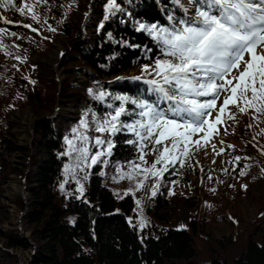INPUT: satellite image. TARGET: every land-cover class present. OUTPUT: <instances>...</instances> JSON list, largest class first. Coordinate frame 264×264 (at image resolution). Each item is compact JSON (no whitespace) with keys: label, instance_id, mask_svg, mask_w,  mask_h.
Wrapping results in <instances>:
<instances>
[{"label":"trees","instance_id":"1","mask_svg":"<svg viewBox=\"0 0 264 264\" xmlns=\"http://www.w3.org/2000/svg\"><path fill=\"white\" fill-rule=\"evenodd\" d=\"M81 1L39 0L36 4V0H15L20 7L25 2L34 4L38 20H33L28 13L20 15L15 8L0 7L1 17L11 22L9 25L0 20V29H7V34L0 35V44L3 45L0 47V194L7 171L14 170L4 156L16 149H24L15 141L8 115L23 104L31 105L35 113L52 110L54 93L61 82L57 103L63 110L52 118L40 120L36 126L35 153L30 158L34 170L28 174L18 168L14 170L28 180L34 263L264 264V226H256V221H246L235 205L239 193L236 190L230 194L226 191L228 196H233L232 200L218 198L219 187L215 184L218 182L212 180L207 186L199 183L201 172L195 158L190 161L192 167L181 169L177 166L164 177L169 179L168 174L172 172V177L191 184L190 177L194 176L193 184L197 182L200 185L194 186L195 191L205 188L207 191L202 195L185 192L176 198H164L161 192L157 196L161 207L157 214L169 215L170 225L167 227L155 224L147 215L138 212L137 197H143L142 192L152 184L151 180L143 189L132 188L134 195L121 196L105 181L114 163L136 159L137 149L124 142L133 138L126 131L110 137L115 148L113 155L107 158V165L96 164L83 171L77 168L75 178L71 173L67 177L64 175L65 166H74L77 158L76 153L71 157L65 155L68 149L65 138H74L73 129L79 127L86 112L89 127L81 131L89 137L88 147L95 154L100 150L94 146L95 139L109 137L94 130L93 113L103 120L112 111L107 104L118 95L139 97L150 103L156 101V96L148 91V85L133 79L144 75L143 66L151 67L161 55L159 45L147 33L137 30L139 24L156 23L170 27L169 15L174 17V21L183 18L181 8L174 0H117L120 10L114 14L106 12L108 0H89L95 6L93 12L92 6L89 11L87 6L79 23L74 26L71 19L73 14L82 10L84 5ZM181 3L196 10L195 6H189V0H181ZM25 24L30 27H24ZM32 28L37 31H32ZM13 32L15 36L10 35ZM60 35L67 38L69 48H73L76 56L72 57L69 51L63 54V79L55 77L50 65L41 60ZM82 72L87 77L84 81L78 78ZM101 91L108 93L104 101L95 99V94ZM118 106L117 101L114 107ZM68 107L74 108L69 115ZM125 107L129 110L134 108L130 104ZM230 109L233 111L235 108L230 106ZM234 113L235 120L227 121L233 126L237 124L225 135L226 142H221V152L229 160L222 182L228 181L230 187L240 171H244L243 178L253 175L257 182L264 184V118L253 119L251 110L247 114L238 110ZM239 119L244 121L243 125ZM221 126L224 124L217 127ZM77 145L80 146L79 141ZM237 156L241 157L239 163L234 161ZM146 157L151 158V163L156 159L154 154ZM85 173L87 179H84ZM66 179L62 192L60 185ZM77 179L84 186L82 197L77 191ZM240 187L247 188L244 182ZM261 194L263 196L257 199L262 207L258 216L262 219L264 188ZM191 210L196 216L190 215ZM176 214V221L171 220ZM6 217L0 202V236L1 223ZM210 217H220L231 224L233 230L227 234L226 241H210L209 234L205 232L206 221ZM141 220L145 221L143 225ZM197 233L200 234L198 237L206 240L202 245L196 240ZM7 236V241L0 247V264H18L10 249L20 240L15 234Z\"/></svg>","mask_w":264,"mask_h":264},{"label":"snow or ice","instance_id":"2","mask_svg":"<svg viewBox=\"0 0 264 264\" xmlns=\"http://www.w3.org/2000/svg\"><path fill=\"white\" fill-rule=\"evenodd\" d=\"M174 2L185 14L189 11L181 0ZM189 6H195V14L175 21L169 15L170 27L139 24L137 30L147 33L159 45L161 55L151 67L143 66L144 75L133 79L148 85V91L156 96V101L150 103L139 97L118 95L107 104L112 111L103 120L93 113L94 130L109 137L95 139L94 146L100 149L95 154L88 147L89 137L81 131L89 127L86 112L79 127L73 129L74 138H65L68 145L65 155L77 154L74 166L64 168L66 177L71 173L75 178L77 168L83 171L96 164L107 165V158L113 155L115 148L110 137L126 131L133 138L124 142L137 149V156L127 164V173L119 163L116 164L119 176L136 180V190L143 189L151 180V195L155 197L165 173L177 166L181 169L192 167L190 161L195 152L206 149L213 136L219 134L217 126L235 120L230 106L244 114L251 110L253 119L264 118V0H189ZM0 7L15 8L20 15L28 13L33 20H38L34 4L25 2L20 7L15 0H2ZM119 10L117 0H108V14ZM4 23L11 22L5 20ZM3 34H7V29H0V35ZM89 93L93 94L91 89ZM107 96L108 93L101 91L95 94V99L104 101ZM202 97L208 99L202 101ZM221 97L223 102L217 108ZM117 101L119 106L114 107ZM162 102L165 107H161ZM129 104L134 106L132 110L125 107ZM122 117L129 119L122 120ZM212 148L215 150L216 145ZM149 154L156 156L150 166L145 159ZM240 160L241 157L234 158L236 163ZM245 174L244 171L239 173ZM84 179H87V173ZM65 183L67 179L60 185L62 192ZM76 183L82 197L84 186L79 179ZM125 194L135 193L129 190ZM140 203L136 201L138 206ZM144 223L141 220V225Z\"/></svg>","mask_w":264,"mask_h":264},{"label":"rangeland","instance_id":"3","mask_svg":"<svg viewBox=\"0 0 264 264\" xmlns=\"http://www.w3.org/2000/svg\"><path fill=\"white\" fill-rule=\"evenodd\" d=\"M81 3L84 5L82 10L73 14L72 22L74 26L79 23L81 13L85 11V8L88 6H92L91 1L82 0ZM91 13L93 12L95 6L91 7ZM89 14V13H88ZM195 14L194 9H189V11L185 14L182 11L183 18H191ZM1 19V14H0ZM64 35H60L56 41L53 43L52 47L41 56V60L48 63L51 67V70L55 77L58 79H63V54L65 51H69V54L72 57L76 58L73 53V48H69V43L66 40ZM34 58H38L37 55L33 56ZM245 59H248L246 56ZM235 70L233 75H235ZM80 81L86 80V75L82 72L78 75ZM236 83V81H233ZM56 89V88H55ZM58 90V91H57ZM60 90H61V82L59 83V88L56 89L54 93L55 102L52 105V110H44L41 113H35V109L29 104H23L18 109H15L10 112L8 115V119L13 124L12 132L15 133L16 143L20 146H23L24 149H16L11 154L4 156L6 160H8L11 166L15 169H21L24 173L28 174L30 170H34V166L30 164V158L34 155L33 147L34 140L36 135V129H38L37 123L40 120H46L52 118L60 113L62 108L58 107L57 100L60 98ZM54 92V90H53ZM202 101L208 98H200ZM223 102V97L218 101L217 108ZM67 115L69 113H73L74 108H67ZM237 109H234L232 112L234 113ZM214 116V113H213ZM240 125H243L244 121L238 120ZM237 124V122H236ZM233 126L232 122L227 121L224 126L219 127V134L214 135L210 143L208 144L206 149H201L198 152H195L194 158L196 159V165L201 172V176L199 178L200 182L205 186L210 185L212 180L218 182L215 183L219 187L218 189V198H229L233 199V196L227 195L228 193H233V189L236 190L237 193L235 202L236 207L239 208V211L242 215L245 216L246 221H256L258 222L256 226H264V217L261 219L258 216L260 210V201L257 199L260 196H263L262 189L264 188V184L257 182L253 175L247 176L243 178V176L237 175L234 179V183L229 187V182H222V175L227 171L228 166V158L225 153L221 152L222 149V141H225V135L230 132V130L236 126ZM233 126V127H232ZM232 131V130H231ZM203 135V134H201ZM219 137L223 138L220 139ZM198 138V137H194ZM236 139V137H235ZM237 140V139H236ZM240 141V140H239ZM226 142V141H225ZM215 144L216 148L213 150L212 145ZM241 144V143H240ZM221 153L217 155V153ZM234 156V155H233ZM148 161V165H151V158L145 157ZM139 163V161L137 160ZM198 162V163H197ZM119 163L122 166V170L127 173L129 171L126 163L116 162L110 167V173L107 174L105 181L109 186H111L116 192L117 195H123L127 193L132 188H135L136 180L129 179H121L119 176V170L116 167V164ZM12 171H7L4 182L1 185V197L0 202L1 205L5 208V212L7 217L1 223V236H0V247H3L4 243L7 241L8 236L11 234H15L17 238L20 240L17 245L10 249V252L15 255L17 258L18 264H35L34 263V245L31 238V222H30V212H31V195L28 190V183L23 175H19L18 173ZM206 172V173H205ZM25 174V175H26ZM213 175V177L211 176ZM240 176V177H238ZM115 177V179H114ZM169 179L164 177L163 181L160 182V187L157 191L155 197L151 195V185H147V190L142 192L143 197L138 198L141 203L138 206V212L141 214L147 215L152 221L160 226H169L170 221H168L169 215H158L157 212L160 210V206H158L157 196L163 192L164 198H176L179 194L186 193H199L202 195L206 193V188L200 191H195L194 186H200L197 182L193 184V180L195 177H190L191 184L189 182H185L178 177H172V172L168 174ZM222 177V178H221ZM237 178V179H236ZM241 178V179H240ZM243 178V179H242ZM241 182H244L247 188L240 187ZM165 188V189H164ZM243 188V189H241ZM225 189V191H223ZM261 191V195L259 192ZM126 195V194H125ZM195 205V202L193 203ZM190 215H195L194 211H190ZM180 214V213H178ZM173 216V213L171 214ZM196 216V215H195ZM192 216V217H195ZM178 215L172 217L176 221ZM231 224L224 219L218 218H208L206 221L205 229L206 233L210 236V241L214 243H222L227 240V234L232 232L233 227L231 228ZM200 234H196V240L199 245H202L206 240L204 238L198 237ZM204 252V250H203ZM197 258V257H196ZM195 258V259H196Z\"/></svg>","mask_w":264,"mask_h":264},{"label":"water","instance_id":"4","mask_svg":"<svg viewBox=\"0 0 264 264\" xmlns=\"http://www.w3.org/2000/svg\"><path fill=\"white\" fill-rule=\"evenodd\" d=\"M8 24H10V23H8Z\"/></svg>","mask_w":264,"mask_h":264}]
</instances>
